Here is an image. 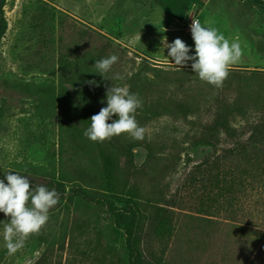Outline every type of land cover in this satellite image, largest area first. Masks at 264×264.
<instances>
[{
	"label": "rangeland",
	"instance_id": "obj_1",
	"mask_svg": "<svg viewBox=\"0 0 264 264\" xmlns=\"http://www.w3.org/2000/svg\"><path fill=\"white\" fill-rule=\"evenodd\" d=\"M2 18L0 180L19 173L60 200L13 255L0 213V264H130L134 222L105 194L138 204L150 264H264V0H0ZM192 19L241 46L219 88L162 50L179 38L195 55ZM113 86L142 101V141L84 136ZM224 173L243 187L226 194Z\"/></svg>",
	"mask_w": 264,
	"mask_h": 264
},
{
	"label": "clouds",
	"instance_id": "obj_2",
	"mask_svg": "<svg viewBox=\"0 0 264 264\" xmlns=\"http://www.w3.org/2000/svg\"><path fill=\"white\" fill-rule=\"evenodd\" d=\"M190 29L195 55H189L191 49L181 39L168 43L163 37L162 50L168 49V62L180 69L193 61L191 68L201 81L221 87L229 76L231 66L242 57L240 44L230 42L215 28L202 26L199 20L192 19ZM117 61L118 57L111 55L97 61L94 67L104 74ZM88 83L92 85L95 82ZM106 101L107 107L90 118L91 124L84 136L93 143H104L123 134L132 140L142 141L145 129L138 124L135 115L142 107L138 94L113 86L106 91ZM113 116L118 118L113 119ZM5 179L7 184L5 180H0V213L8 217L7 223H4V240L8 254L13 255L24 247L32 235L40 233L49 220L50 210L59 203L60 194L54 188L49 190L42 185L33 190L30 180L19 173L8 172Z\"/></svg>",
	"mask_w": 264,
	"mask_h": 264
},
{
	"label": "trees",
	"instance_id": "obj_3",
	"mask_svg": "<svg viewBox=\"0 0 264 264\" xmlns=\"http://www.w3.org/2000/svg\"><path fill=\"white\" fill-rule=\"evenodd\" d=\"M7 29V24L4 18H2L1 23H0V40L2 38V36L4 35L5 31ZM226 159V158H225ZM214 163V162H213ZM219 178L215 177L212 179V183H211V187L215 186L217 184H219ZM221 186H222V190H224L226 192V194L231 195L232 193H235V187L237 186V184H240L243 187V181L237 179L234 175L228 174V173H224L222 175V180H221ZM33 190L35 188H32ZM52 190V189H49ZM79 196L81 198H86L88 199L89 195L87 193H80ZM102 197H100L103 200H107L108 202H115V201H123L125 202V206L122 210L121 213H119V216H124L126 217L128 220L134 222L133 224H131L129 226V228H127V252L129 254V259H130V264H150L142 250V232L143 229L141 227V222L143 221V219L145 218L144 215L142 214V212L140 211L138 204L136 203V201L131 200L130 195L127 197V200H122L120 199L121 197L119 196H114V195H100ZM121 196V195H120ZM104 201H99L98 204H103ZM110 212L111 213H117V209L114 206L110 207ZM161 212V211H159ZM162 214V213H158Z\"/></svg>",
	"mask_w": 264,
	"mask_h": 264
},
{
	"label": "built area",
	"instance_id": "obj_4",
	"mask_svg": "<svg viewBox=\"0 0 264 264\" xmlns=\"http://www.w3.org/2000/svg\"><path fill=\"white\" fill-rule=\"evenodd\" d=\"M189 32H190V34H191V29H189ZM192 35V34H191Z\"/></svg>",
	"mask_w": 264,
	"mask_h": 264
}]
</instances>
